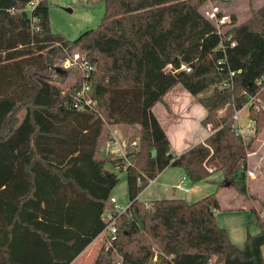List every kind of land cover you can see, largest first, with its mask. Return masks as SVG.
<instances>
[{
  "label": "trees",
  "instance_id": "trees-1",
  "mask_svg": "<svg viewBox=\"0 0 264 264\" xmlns=\"http://www.w3.org/2000/svg\"><path fill=\"white\" fill-rule=\"evenodd\" d=\"M207 1L105 0L101 24L71 40L53 32L48 0H0V264H72L107 227L118 171L129 203L113 213L116 233L94 264H264V201L243 247L216 219L227 182L252 198L254 139L233 124L255 97L250 119L264 130V4L243 22L232 14L219 33L201 11ZM75 52L95 68L87 77L56 66ZM182 64L191 70L175 72ZM178 84L206 109L211 132L180 155L152 110ZM122 125L137 130L127 138L135 148L100 158L109 127ZM169 167L195 183L223 179L195 202L142 200Z\"/></svg>",
  "mask_w": 264,
  "mask_h": 264
},
{
  "label": "rangeland",
  "instance_id": "rangeland-1",
  "mask_svg": "<svg viewBox=\"0 0 264 264\" xmlns=\"http://www.w3.org/2000/svg\"><path fill=\"white\" fill-rule=\"evenodd\" d=\"M48 4L50 23L53 32L60 33L71 40L78 38L83 32L89 29L98 27V25L101 24L105 14V0H48ZM263 4L264 0H208L202 6L201 11L213 20L215 19L211 17V15L214 12L221 13L223 16L228 17L226 22H229L231 15L235 14L238 22H243L250 17L254 10L259 9ZM67 57L62 58V60L58 62V66H60ZM73 76L74 75L72 73L70 75V79L73 78ZM210 94H212V89L203 93V95ZM220 113H222V111H220ZM234 123L241 125L245 132V129L250 126L251 135L246 136L244 139L246 141L254 139L253 146L249 150L247 173L252 198L241 195L236 192L235 189L228 186L229 190L226 192L227 195L223 198L224 206H221L216 215L220 217L219 219H221V221H227L235 233L239 232L241 229L243 230V227H245L246 231L251 229L250 231L252 232L253 228L258 227L255 222V213L252 211L251 207L255 204L260 208L261 202L264 201V130L259 135L255 133L254 123L250 119L248 106L240 111L239 120L236 121L234 119ZM119 127L122 130L127 129V126L125 125ZM128 134V138L130 139L131 136H135V133L134 135H130V133ZM118 135H121L120 132H118ZM116 136L117 134L115 133L113 142H121V140L117 139ZM124 139L128 151L136 142L128 143L127 137H124ZM220 172L221 171L214 172L207 181H204L200 189L201 191H199L197 195L200 196L202 194L203 196H206L215 192L217 190V185L214 183V181L219 179L221 176ZM117 173L119 176V182L114 188L112 195L117 199V203L120 206L126 208L129 203L126 174L124 171H118ZM183 184L188 186L190 189V187L196 183L192 181H186ZM167 191L168 192H160L159 183L153 184L152 181L150 182L148 188L143 191L142 200L150 201L153 199L173 198V195L183 197L188 202H193L191 199H197L195 198L197 197L196 194L192 190L191 192L186 193L180 191L177 186L176 188L169 186ZM237 196L242 199L241 203L245 206H248V208L245 209L242 207H237V202L234 199ZM217 197L219 198L220 196L217 195ZM253 197H256V199H253ZM262 214L264 215V213ZM100 246L101 243L99 242L92 249L85 261V264L95 263Z\"/></svg>",
  "mask_w": 264,
  "mask_h": 264
},
{
  "label": "crops",
  "instance_id": "crops-1",
  "mask_svg": "<svg viewBox=\"0 0 264 264\" xmlns=\"http://www.w3.org/2000/svg\"><path fill=\"white\" fill-rule=\"evenodd\" d=\"M153 113L159 120L161 126L163 127L167 137L169 138L172 146V150L176 155H180L198 143L203 142L209 135L210 129L209 127H205L202 125V120L206 117V109L199 103L196 97L190 94L181 84L176 85L173 87L164 97L163 102H159L153 107ZM120 129L119 126H110L109 127V138L104 140L100 146L98 156L100 158H104L108 153H118L120 149L127 151V146L125 145L124 137H129L130 135L137 134V130L131 129L128 130ZM130 131V132H129ZM120 132V136L118 135ZM115 133L117 134L116 138L121 140V142H113L115 138ZM114 135V136H113ZM113 136V138H112ZM218 180L214 181L219 182L223 179V173ZM186 176L185 172L180 169H172V167L166 168L162 171L155 180H153V184L159 183V190L160 192H168V187L172 186L176 188L178 184L183 182V177ZM186 181H190L189 179ZM184 181L183 183H185ZM203 182H198L193 184L190 187L189 192L191 190L196 194L197 199H191L193 202L199 200L203 196L202 194L199 196L197 195L199 191H201V187ZM217 185V183H215ZM249 184V183H248ZM148 188V187H147ZM229 188H220L218 190L217 195H219V200L221 206H224V197L227 195ZM186 192V193H189ZM251 193V189L249 191ZM142 194H140V198L142 199ZM173 198H183L178 197L177 195H173ZM204 197V196H203ZM163 199V198H161ZM171 199V198H170ZM184 199V198H183ZM237 202V207L248 208L242 204V199L240 197L234 198ZM255 205V204H254ZM253 205V206H254ZM252 206V207H253ZM251 207V208H252ZM217 214V212H216ZM216 215V219L218 224L221 227H224L231 240L237 244L239 247H242L245 243L247 231L245 227L243 230L241 229L239 232H234L227 221H221ZM220 220V221H219ZM251 230V229H250ZM249 229L248 231L251 232ZM258 228H253L252 234L258 233ZM102 242V234L98 236L74 261L72 264H85V261L88 255L91 253L92 249L98 244ZM262 252L264 256V246L262 247Z\"/></svg>",
  "mask_w": 264,
  "mask_h": 264
},
{
  "label": "built area",
  "instance_id": "built-area-1",
  "mask_svg": "<svg viewBox=\"0 0 264 264\" xmlns=\"http://www.w3.org/2000/svg\"><path fill=\"white\" fill-rule=\"evenodd\" d=\"M35 1L34 2H31L27 8H32L34 7L35 5ZM211 17H213L215 19V22L217 24V28H218V31L219 33L221 32V28H222V25L226 23V20L228 19L227 16H221V17H218V12H214ZM212 19V18H211ZM234 45V44H233ZM57 67L59 68H65V69H68V68H72V69H78L80 70L84 76H88V74L93 71L95 68L90 65L86 60H84L82 58V56L76 52L74 53L73 55L69 56L68 58H66L63 63L58 66V64L56 65ZM172 69V66L171 65H168L165 70L166 71H169ZM186 70V71H190L191 68L189 67V65L187 64H182L181 65V68L179 69H176L175 72H178L180 70ZM260 83V82H258ZM253 82H250L249 84H246L248 88L252 87L253 86ZM89 86L85 85L83 87V89L81 90V92L79 93L80 96H85L86 92L89 90ZM255 97H251L250 98V101L247 105H245L242 109H244L245 107H249L250 105V102H252L254 100ZM237 110L235 115H234V119L237 121L239 120V114H240V111L242 110ZM233 127L236 131V134H239L241 135L243 138H245L246 136H250L251 135V129H250V126L247 127L246 132L244 131L243 127L241 125H238V124H233ZM113 138V136H112ZM136 146V143L133 144L131 146V149L133 150ZM127 152L125 150H122L120 149L119 152L117 153V155H122L124 156ZM211 168H209L210 170ZM188 180V177L187 176H184L183 177V182ZM152 182V181H151ZM183 182H181V184H178L177 185V188L180 190V191H183V192H189V187L186 186L185 184H183ZM109 204L111 206V211L110 210H106L105 213L103 214V219L105 220V222H107V227L106 229L104 230V232L102 233V239L105 237V234H109L110 236H114L115 233H116V228H115V225H114V214L113 213H122L126 210V208L120 206L118 203H117V199L115 197H112L109 199ZM114 211V212H113Z\"/></svg>",
  "mask_w": 264,
  "mask_h": 264
},
{
  "label": "water",
  "instance_id": "water-1",
  "mask_svg": "<svg viewBox=\"0 0 264 264\" xmlns=\"http://www.w3.org/2000/svg\"><path fill=\"white\" fill-rule=\"evenodd\" d=\"M69 11H71V10H69ZM59 71L63 72V70H61V69H59ZM230 185H231V182H227V183H226V186H227V187L230 186Z\"/></svg>",
  "mask_w": 264,
  "mask_h": 264
}]
</instances>
